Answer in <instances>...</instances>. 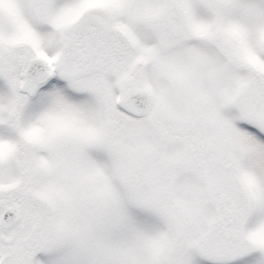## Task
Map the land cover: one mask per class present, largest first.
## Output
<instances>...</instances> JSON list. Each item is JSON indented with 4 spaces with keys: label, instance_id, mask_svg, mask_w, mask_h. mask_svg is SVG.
<instances>
[{
    "label": "snow or ice",
    "instance_id": "1",
    "mask_svg": "<svg viewBox=\"0 0 264 264\" xmlns=\"http://www.w3.org/2000/svg\"><path fill=\"white\" fill-rule=\"evenodd\" d=\"M0 264H264V0H0Z\"/></svg>",
    "mask_w": 264,
    "mask_h": 264
}]
</instances>
